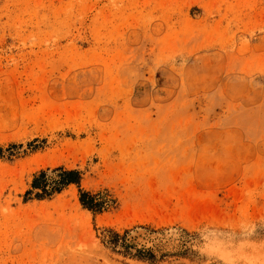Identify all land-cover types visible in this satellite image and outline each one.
Returning <instances> with one entry per match:
<instances>
[{
  "label": "rangeland",
  "instance_id": "obj_1",
  "mask_svg": "<svg viewBox=\"0 0 264 264\" xmlns=\"http://www.w3.org/2000/svg\"><path fill=\"white\" fill-rule=\"evenodd\" d=\"M0 264H264V0H0Z\"/></svg>",
  "mask_w": 264,
  "mask_h": 264
},
{
  "label": "trees",
  "instance_id": "obj_2",
  "mask_svg": "<svg viewBox=\"0 0 264 264\" xmlns=\"http://www.w3.org/2000/svg\"><path fill=\"white\" fill-rule=\"evenodd\" d=\"M56 172V179L48 174L47 171H41L36 175L32 182V188L38 189L37 196L45 197L54 192H58L62 187L71 183L79 184L81 181V173L78 170L64 169L63 167L54 169L51 173ZM81 203L91 210L99 211L105 203L104 198L90 192H81Z\"/></svg>",
  "mask_w": 264,
  "mask_h": 264
}]
</instances>
